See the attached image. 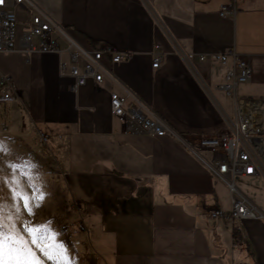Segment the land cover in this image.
<instances>
[{
    "label": "crops",
    "instance_id": "0c3cea01",
    "mask_svg": "<svg viewBox=\"0 0 264 264\" xmlns=\"http://www.w3.org/2000/svg\"><path fill=\"white\" fill-rule=\"evenodd\" d=\"M31 3L13 7L17 39L11 52L0 53V74L17 95L0 105L10 130L48 143L85 228L90 264H264V169L244 178L248 192L236 188L260 218L206 219L210 207L230 209L223 183L174 139L125 133L108 111L109 92H121L111 80L71 90L72 79L58 74L66 54L27 52L19 38L41 13L87 49L128 52L111 72L196 147L200 137L227 133L237 107L218 88L227 64L200 61L199 54L233 49L251 69L236 97L264 101V0ZM221 5L234 14L219 16ZM153 45L161 52L157 68Z\"/></svg>",
    "mask_w": 264,
    "mask_h": 264
},
{
    "label": "built area",
    "instance_id": "2783aa9c",
    "mask_svg": "<svg viewBox=\"0 0 264 264\" xmlns=\"http://www.w3.org/2000/svg\"><path fill=\"white\" fill-rule=\"evenodd\" d=\"M20 4L32 5L31 0H0V53L11 52L15 47L16 17L13 7ZM234 9L221 5L218 15L232 16ZM26 44V51L41 53H65L67 61H59L58 74L72 79L71 90L84 86L87 81L98 85L106 77L121 88V92L110 91L108 111L125 133L150 134L156 137L168 136L182 145L203 166L208 174L223 183L230 196V209L223 212L216 207L206 209V219L227 220L231 224L239 220L260 218L261 215L236 189L237 178H249L264 169V101L239 98L236 86L251 77L249 65L237 58L233 49L199 54L198 60L208 59L221 65L227 64L224 80L218 88L236 100V122L227 133L214 137L196 139V147L191 140L176 133L163 119L144 103L136 94L119 82L110 66L128 57V52L116 51L111 46L87 49L68 33L61 25L52 22L41 13L31 15L29 26L19 37ZM59 40L64 42L62 48ZM36 42V44H34ZM151 67L157 68L161 52L157 45L152 48ZM9 76L0 74V104L16 97ZM247 104V107L243 106Z\"/></svg>",
    "mask_w": 264,
    "mask_h": 264
},
{
    "label": "rangeland",
    "instance_id": "374dc122",
    "mask_svg": "<svg viewBox=\"0 0 264 264\" xmlns=\"http://www.w3.org/2000/svg\"><path fill=\"white\" fill-rule=\"evenodd\" d=\"M8 120V111L0 105V145L4 149L0 151V203L9 206L5 211V223L10 225L14 222L21 231L26 224L50 225L72 264H90L82 235L85 228L78 219L76 205L66 191L63 176L46 149L48 143L44 146L41 137L34 133L20 137L9 129ZM13 166H16L15 170ZM234 184L244 193L250 188L244 178H237ZM13 190L26 194L33 215L25 210L22 200L16 199ZM41 194L43 199H40ZM16 204L20 205L18 213ZM9 212L14 214L11 219L8 218ZM37 255L44 264H52L39 250Z\"/></svg>",
    "mask_w": 264,
    "mask_h": 264
},
{
    "label": "snow or ice",
    "instance_id": "6c2138e0",
    "mask_svg": "<svg viewBox=\"0 0 264 264\" xmlns=\"http://www.w3.org/2000/svg\"><path fill=\"white\" fill-rule=\"evenodd\" d=\"M0 145V151H3ZM26 167V166H24ZM14 170L16 166H13ZM14 191L15 197L23 201L25 210L33 215L32 206L26 194ZM43 199V194L40 195ZM39 206V203L36 205ZM8 205L0 203V264H44L37 255V250L52 264H72L67 258V251L57 240L56 233L51 230L50 225L24 226L23 231L16 228L15 223H5V211ZM16 212L20 211V205H15ZM8 213V218L13 217ZM18 218V216L16 217Z\"/></svg>",
    "mask_w": 264,
    "mask_h": 264
},
{
    "label": "bare ground",
    "instance_id": "6f19581e",
    "mask_svg": "<svg viewBox=\"0 0 264 264\" xmlns=\"http://www.w3.org/2000/svg\"><path fill=\"white\" fill-rule=\"evenodd\" d=\"M243 108H244V107H243ZM258 145L262 146V143H261V142H259V143H258Z\"/></svg>",
    "mask_w": 264,
    "mask_h": 264
}]
</instances>
